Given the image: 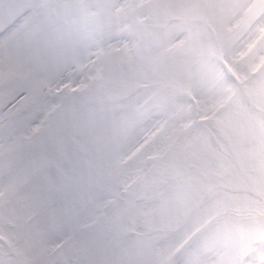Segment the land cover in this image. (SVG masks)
<instances>
[{
    "label": "rangeland",
    "instance_id": "rangeland-1",
    "mask_svg": "<svg viewBox=\"0 0 264 264\" xmlns=\"http://www.w3.org/2000/svg\"><path fill=\"white\" fill-rule=\"evenodd\" d=\"M95 1L97 0H72L77 8V21L80 19L86 21L87 18H90L93 14L91 9H94L92 5ZM100 1L102 2V0ZM209 1L210 0H199L200 8L198 11L195 10V7H192L190 10H187L186 13L184 11L186 10L184 7L179 8L174 6L172 8L170 6L166 7L162 4H158L157 7L153 6V8H157L159 13H166V15L161 17L159 22L162 24L165 23L167 25L172 17L180 18L179 16L185 14L192 17V21L196 22L198 20L200 21L205 15L204 13L207 12L206 8ZM261 1L262 0L257 3L255 13L251 15L248 21L240 27L239 30L233 32H229L228 30L230 29L227 30L226 22L231 19L230 17L232 16H235L232 17V19H236V17L243 11L248 0L216 1V4H218L216 11H214L216 6L215 4L214 8L210 10L208 18L213 25V29L217 31V36L222 40L221 51H223V55L225 54L226 56H230L239 53V48H234L235 43L241 39L243 33L245 34L248 32V28L251 24L257 22V17L261 12V7L264 6V1L262 3ZM251 2L252 0L249 1V3ZM108 4L109 0L105 5L107 6ZM122 17L123 15H115V22L105 28V32L109 33L106 34L109 38H106L103 41L106 42L105 45H110L109 42H115V37L110 36L113 31L115 32V26L117 25L118 27L120 22L123 21ZM176 24L178 23L174 21L167 35H163L164 39L162 40H167L164 43L167 48H163V51L158 52L159 54H153L151 51V45L145 43L143 50H150L151 56L140 64L133 63L131 67L122 69L130 75L131 80L135 78L139 67L140 75L148 74L154 79L161 78V80H158L159 82H157L160 85L154 86V88L148 90L143 96H138L137 98H139V100L132 99L129 103H127L131 113L125 115L124 120L126 123L120 131V135L122 137L131 133V129L137 123L138 120L136 118H132L131 121L128 119L132 115L133 117L137 116L139 118L141 112L139 103L147 95H153L154 107L151 111L162 106L168 107V112L181 109L180 105L183 104L180 103L182 101H186L178 98L177 92L170 90L171 88L165 87L166 82L175 84L181 90L179 92L192 93L193 91L196 95H199V93H205L210 80L212 79L213 83L215 78L218 76V71L216 67H214V63L206 61L211 60V56L214 57L216 51L215 47L212 46L213 42L211 43L212 45L203 43L206 41V37L211 39L205 27L202 24L197 23L198 29L196 31L194 30L195 33L192 29H190L191 34H187L180 38V34L184 32L185 28H178ZM143 30L144 29L142 28V31ZM100 33L101 32H97V35ZM135 33L139 36L138 31L135 30ZM87 36L89 35L87 34ZM87 36L84 33L81 34L82 50L85 55L93 53V50L95 49V44L90 43ZM119 36L120 37L116 38L115 44H121L124 46L122 43H128L130 38L127 35ZM182 40H185L184 43L181 42ZM176 42L177 47L175 48ZM122 46H120L119 49L115 46L114 48H110L113 55L108 60H111V64L116 68L115 75L121 71V67L118 63L124 64L125 60H131V57L143 56L141 51H138V48L132 49L131 44L127 47ZM115 48L117 49L116 54ZM261 53L262 52L259 49L254 56H249V58L245 57L243 61L245 63L239 61V66L235 64L236 69L238 68V71L247 78L249 76V70L251 69L253 72L259 65L260 57H264ZM202 58L204 61L203 65L195 66L197 60ZM99 66L103 67L102 65ZM104 71H102V68L92 71L94 78L91 81V84L95 86L93 87L94 89L102 83V79L105 74ZM258 72H261V70ZM258 72L251 80L248 82L246 81V86L249 96L255 106L264 111V72ZM254 74L255 72H253V75ZM111 76L112 79L115 78L113 74ZM162 80L166 82H160ZM121 81L125 82L122 74ZM119 83L120 82H115L114 86L113 82L112 87L118 88ZM226 85L228 86L227 83ZM122 86L126 89L129 84L123 83ZM93 88H91L88 93L93 92ZM95 92L96 91L94 90L91 94L94 95ZM222 92V89L219 87L216 88L215 86V90L212 95L216 98L218 95L220 96ZM218 99L217 103L219 105L224 101L225 97H221L219 100ZM109 102V106L111 108H106L109 112L112 110L114 114L117 109H121L120 106L117 108L118 105H115V100L111 99ZM211 103L210 99L206 98L204 103H202L206 108V112H208ZM213 108H215V106ZM238 110H246V114L254 121L256 120L257 122H261L260 124L258 123V126L260 127L259 131H262V133L260 137L256 138L257 141L254 142V139L231 141L228 138L229 134L237 136V131H239L240 137H244V134L240 130H248L251 128L248 125L237 124V122L233 119L235 117L234 114ZM103 114H105V111ZM173 114L176 115L177 113L173 112ZM223 116L225 117V120L222 125L224 126L223 129L225 133L219 134L217 132L223 142V153L226 157L230 158L234 156L232 153H236L238 160L241 163L240 168L238 169H236L235 166H232L233 177L223 179L222 170L229 171V168L225 167V164L219 163L216 157H211L210 160V169L212 172L210 171L209 173V171H207V173L204 174L201 171H204L203 169L205 168L201 166L198 167L200 170V172L197 170L198 173H196V169L190 170L185 165V161L189 159L188 157L191 152L184 153V151L188 149V145L191 143V140L195 150H197L201 135L194 134V132L184 134L182 137L183 139H181L179 144L176 145L170 159L159 163L158 169H162L163 166H169L170 170L175 167L177 170L183 171L184 174H195L199 177L198 184H194L198 185L196 191L203 189V186L204 191H206L202 196L198 197V193L195 190L188 188L184 190L177 186H170L169 179L172 177L171 171L166 172L163 177L156 179L157 177H155V175L160 173L159 171L156 174L157 169L148 178V182L140 187L136 191V195L134 194L133 196L136 197L137 195H143L149 189L147 187L149 186L151 187L152 192L150 191V194L148 195L145 194L147 195V203L146 199H144L142 204L139 206L140 208L133 210H130L128 207L129 204H133V199H129L121 204L119 203L116 208L114 207L111 210L109 216L107 215V218L102 219L98 225L81 232L79 228H81L82 224L89 222V220L97 213V211H99L101 207L100 202L103 200V196L101 198L100 196L101 194L105 195L101 192H105L106 189L110 188L109 183L111 181V177L113 179V176H110L111 170L113 169H110V167L113 168L118 164L119 156L117 153L123 150L125 142L120 140L119 143H115L114 140L112 143L108 144L105 147L106 158H109L108 165L105 166L104 161H102L103 163L100 166L98 165L97 167H94V165H92L90 167L91 170H87L85 175L82 174V176L75 178V180L82 178L81 183L80 181H75L71 186L75 189V193L69 191L67 187L77 221V247L73 250L72 256L77 260H83L85 264H171V260H169L167 256L169 257L171 254L170 252L174 249L176 244L180 240H183L189 234L191 229L206 224L208 222L207 219L215 217L226 210L258 211L264 213V118L258 113V111L250 110L248 103L244 98L238 100L234 106L227 110V112L225 110L223 112ZM181 122L182 120L177 121L173 128L170 129L171 133L167 136V140L163 142L164 145L165 143H168L172 134L179 131V129L176 130V128L181 126ZM78 125L82 129L83 124L79 122ZM112 126L113 120H109V128L107 127L105 130H102V132H100L99 129L97 134L103 137L101 140H106L109 129ZM205 126L209 129L207 125ZM98 135L86 136L81 143L84 146H87L89 145V142ZM202 139H204V137ZM186 142L187 145H185ZM91 143L89 146H91ZM102 144H99V148ZM67 154L69 156L67 159L69 161H73V159H70V156H75V153L69 143ZM203 155L204 154H201V157H203ZM207 155L208 154L206 153L205 156ZM179 156L182 157V160H179ZM64 167L65 166H63V168ZM74 168H76L75 165ZM65 172L68 174L67 170H65ZM237 173H241L246 182V186H243L241 190L236 189V191H234L231 188H220L219 186H211L209 184L214 180H218L220 182L224 181V183L227 184H240L239 181L236 180L239 179L237 177ZM101 184H103L104 187H101ZM112 185H115L116 188L121 185V182L113 181ZM154 187H156V189H154ZM193 202H196V205L194 206L196 208L194 215L191 218H189L190 216L188 218L186 217L184 220L183 214L187 211L191 204H193ZM262 224L258 225L256 228L249 227L246 230L243 229L244 227L242 226V228L237 229H233V225L217 226L213 229L212 233L208 235L205 240H203L204 242L199 246V248L196 249V251L194 250V253L192 252V257L188 258L187 255H183L181 264H242L243 259L251 253L253 249L260 248L259 240L254 244H252V240L256 238L260 239L263 236L264 227ZM157 230H164V233L162 234H170V236L158 237L162 234L157 235ZM154 236L157 237V240H155V243L153 244V240L151 238ZM168 241H170V244L167 243ZM58 242L59 239L55 241V243ZM206 243H211L212 247L204 253L206 250ZM154 245H157V247ZM209 251L212 253L209 254ZM165 261L166 263H164ZM253 261L248 264H251Z\"/></svg>",
    "mask_w": 264,
    "mask_h": 264
},
{
    "label": "snow or ice",
    "instance_id": "snow-or-ice-1",
    "mask_svg": "<svg viewBox=\"0 0 264 264\" xmlns=\"http://www.w3.org/2000/svg\"><path fill=\"white\" fill-rule=\"evenodd\" d=\"M77 14L72 0H0V264H85L63 168L94 78Z\"/></svg>",
    "mask_w": 264,
    "mask_h": 264
},
{
    "label": "bare ground",
    "instance_id": "bare-ground-1",
    "mask_svg": "<svg viewBox=\"0 0 264 264\" xmlns=\"http://www.w3.org/2000/svg\"><path fill=\"white\" fill-rule=\"evenodd\" d=\"M237 26L235 25L233 28H236ZM215 90V87H210L207 92H206V96L209 95L210 93H212ZM215 103L212 104V108L208 111V112H212L213 111V107H214ZM237 213H242V214H248L249 212H237ZM250 214H258V215H264L262 213H257V212H250Z\"/></svg>",
    "mask_w": 264,
    "mask_h": 264
}]
</instances>
